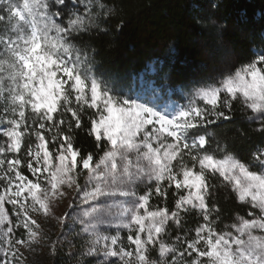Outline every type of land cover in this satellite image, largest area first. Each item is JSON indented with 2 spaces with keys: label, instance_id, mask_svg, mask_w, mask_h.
<instances>
[{
  "label": "snow or ice",
  "instance_id": "snow-or-ice-1",
  "mask_svg": "<svg viewBox=\"0 0 264 264\" xmlns=\"http://www.w3.org/2000/svg\"><path fill=\"white\" fill-rule=\"evenodd\" d=\"M111 15L104 0H0V264H27L45 224L76 221L78 264H264V48L184 104L133 98L82 39ZM237 104L258 134L240 154L208 131ZM219 188L247 208L223 228Z\"/></svg>",
  "mask_w": 264,
  "mask_h": 264
},
{
  "label": "trees",
  "instance_id": "trees-1",
  "mask_svg": "<svg viewBox=\"0 0 264 264\" xmlns=\"http://www.w3.org/2000/svg\"><path fill=\"white\" fill-rule=\"evenodd\" d=\"M104 2L112 9V15L101 24L105 31L93 30L82 39L94 50V71L122 92H131L134 78L152 64V77L158 83L189 93L194 83L209 80L229 68L235 70L254 58V48H264V0ZM174 98L182 101L176 93ZM255 127V123L246 121L237 104L231 122L220 123L208 131L216 133L231 146L230 150L240 154L250 140L257 139ZM75 137L77 147L86 152L94 150L93 138L85 131H78ZM214 199L222 212L221 228L232 223L237 212L247 213L230 190L219 188ZM66 229L72 243L66 241L55 252L51 251L49 264H78L82 242L74 233L80 230L75 225ZM88 264L93 262L89 260Z\"/></svg>",
  "mask_w": 264,
  "mask_h": 264
},
{
  "label": "rangeland",
  "instance_id": "rangeland-1",
  "mask_svg": "<svg viewBox=\"0 0 264 264\" xmlns=\"http://www.w3.org/2000/svg\"><path fill=\"white\" fill-rule=\"evenodd\" d=\"M264 38V34H263ZM155 73V68L152 64H149L147 67L146 72L142 71L138 74L137 77L134 78L133 87L131 92L134 94L133 98H135V94H140L141 96H152L153 91L155 90L156 94L160 97H163L165 99H170L171 101H174L176 104H184L186 103V93L181 92L179 89L172 90L168 89L162 84L158 83L156 81V78L152 77V75ZM4 75H7V72L4 73ZM180 95L182 98V101H179L174 98V94ZM190 93V92H189ZM81 182H83L81 180ZM68 201L65 200L61 202L56 209L58 214H62V212L67 207ZM7 208L11 209V205H6ZM82 207L80 205H74L73 209H68V211L72 214V216H76L80 211H82ZM77 228V230H80L81 225L78 221L76 222H70V226H66L63 229L60 227L59 224L52 222L50 224H45L44 229L45 232L49 234L48 241L40 246L37 247L35 253L28 254L27 264H49V254L52 251L51 250V243L53 240L56 239L57 234L63 232L65 242L68 241L69 238V232L66 228L74 226ZM107 226L102 225L101 231L106 230ZM111 231V229H108Z\"/></svg>",
  "mask_w": 264,
  "mask_h": 264
}]
</instances>
